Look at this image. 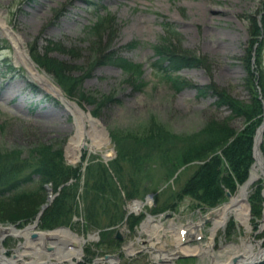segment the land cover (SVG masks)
I'll use <instances>...</instances> for the list:
<instances>
[{
  "label": "rangeland",
  "instance_id": "374dc122",
  "mask_svg": "<svg viewBox=\"0 0 264 264\" xmlns=\"http://www.w3.org/2000/svg\"><path fill=\"white\" fill-rule=\"evenodd\" d=\"M89 1L99 3L101 14L108 15L114 20L113 30L102 32V44L100 40L95 44L97 39L89 28L96 21L95 8ZM0 13L23 37L29 51L30 46H36L42 53L49 44L53 46L54 43H59L61 47L51 49L48 52L49 57L65 63L68 67L65 70L66 76L82 78L75 96L69 95L63 89L64 93L70 100L76 101L85 112H90L98 119L110 133L111 143L116 145L114 147L103 145L102 150L97 152L84 149L82 155V161L85 159L84 165L89 164L93 156H99L102 160V155L108 154L111 159L116 158L120 152L115 139L121 145V151L130 152L136 142L133 136L142 135L153 126L152 123L177 134L198 133L213 119L220 121L228 119L231 126L238 131L245 128L246 121L243 117L230 118L231 111L226 106H217L213 95L199 97L191 85L215 83L239 99L246 101L249 99L250 92L245 82L248 73L243 61L253 38L249 18L254 15L260 19L264 14V0H0ZM163 22L172 24L173 34L164 29ZM261 33L258 38L264 43V31ZM167 35H169L167 39L175 42L179 51L188 50L208 59L206 66L183 67L174 71L173 77L180 76L190 83L189 85L185 83L179 89L152 70L150 65L158 59L154 46L163 44ZM109 40L111 50H116L121 56L142 65L143 72L137 82L143 83L140 88H135L128 82V76L121 67L111 63H96L105 52V44ZM261 61L264 67V45ZM36 66L60 86L54 73H49L38 63ZM7 83H10L9 87L6 86ZM106 96L112 99L101 103L99 100ZM46 125H49L48 129H45ZM76 131L74 113L62 100L32 80L23 64L16 62L15 49L0 27V152L19 150L24 157L32 148L48 144L52 145L54 150L62 149L65 161L73 164L68 157L67 146ZM114 136L118 137L114 139L115 141ZM84 137L88 141L91 140L87 134ZM254 152L255 146L253 163L256 162ZM261 152L264 158L262 148ZM160 167L153 165L145 169L144 175L150 181L146 186L139 184L138 192L144 193L145 198L150 193L156 194L152 203L146 205L141 213L126 215L133 201L127 198L123 187V201L120 206L124 214L122 223L111 225L107 229H88L84 218L75 217L79 222H74L72 231L81 236L100 232L96 241L84 245L85 253L80 264H113L110 260L116 264L173 263L165 256L168 252H175L176 244L171 241L173 233L171 230L148 233L142 227V222L149 214L155 217L164 216V224L170 227L173 226L170 225L172 218L166 217L168 214L173 216L176 225L199 223L196 231L192 230L193 235L183 241H187L191 246H207L213 223L209 219L203 221L202 218L207 217V213L213 207L196 206L190 198L175 199V195L192 174L196 164L186 165L169 183L165 180L164 170ZM128 168L123 165L119 176L123 182H127L126 185L129 184L131 174L136 175ZM112 175L115 180H119L114 172ZM84 176L83 174L81 186L84 183ZM249 176L238 185L233 195L238 193ZM47 185L51 188L50 183ZM258 186H262L263 194L264 177L250 186L251 206V195ZM144 187L149 189L146 190ZM155 187L158 191H153ZM36 189L37 186L28 187L30 191ZM49 194L50 191L47 189L46 198ZM230 199L231 197L227 195L224 202L214 208L221 207ZM79 204V212L82 213L84 203L80 201ZM201 208L206 210L202 211ZM3 214L0 212V222H4L5 225L13 224ZM103 217L108 220L107 216ZM127 217H138L139 222L132 225ZM34 219L36 221L35 217ZM199 220H202L203 224L200 225ZM19 223L22 224L17 227L24 228L33 221ZM250 225V228H247L235 218H230L218 231L212 243L213 249L221 251V257L226 258L229 253L243 250L246 239L252 241L256 250L263 249L264 208L259 217H255L251 208ZM38 230L40 229L34 231ZM104 231L108 233L102 237L101 232ZM118 233L120 239L117 237ZM22 240L24 239L12 236L4 239L3 243L8 249L9 256L14 254ZM130 245L133 247L132 253L126 249ZM51 246L49 244L48 247ZM49 251L50 248H47L42 256L47 258ZM155 254L160 256L156 258ZM32 257L36 256L27 252L24 258L28 261ZM211 260L212 258L207 255L183 253L175 256L174 263L210 264ZM254 264H264V258H260Z\"/></svg>",
  "mask_w": 264,
  "mask_h": 264
},
{
  "label": "trees",
  "instance_id": "16d2710c",
  "mask_svg": "<svg viewBox=\"0 0 264 264\" xmlns=\"http://www.w3.org/2000/svg\"><path fill=\"white\" fill-rule=\"evenodd\" d=\"M89 4L95 8L94 13L96 14V21L89 28L97 39L95 44L98 40L102 44V32L113 30L114 20L108 15L101 14V8L98 7V5L100 6L99 3L89 1ZM249 19L253 38L247 54L243 58L248 73L245 82L250 92L249 99L247 101L239 99L215 83L195 86L200 96L213 95L216 97L218 106H226L231 111L230 118L243 117L246 120L244 130L238 131L232 127L228 119L222 121L213 119L202 127L198 133L191 134H177L163 126L158 127L156 123H152L153 126L144 131L142 135L133 136V140L136 142H134L135 145L130 152L126 151L124 153L121 151V145L115 139L118 137L114 136L119 145L120 153L111 161V170L100 161L92 162L86 167L85 174L81 167L76 168L68 165L64 159L63 150H54L52 145L40 144L32 148L26 157H23V153L19 150L1 151L0 212L4 213L3 216L13 223H16L20 218L25 220L24 222H28L38 212L37 207L35 210H28L31 208L27 203L33 197L38 198L39 195L43 197V194L28 190L26 185L19 187L17 184L20 180L18 174L26 168H33L32 172L39 175V186L51 183L55 189H58L62 183L72 179L75 180L61 190L55 202L43 213L40 226L46 229L72 223L74 213L79 212V202L77 201L79 192H82V201H84V211L79 213L83 215L88 229H107L111 225L122 222L124 214H122L120 206L123 196L122 192L115 187L117 183L112 172L119 178L123 165L129 167L128 169L136 174H131L128 185H126L127 182H123L119 178L120 183L124 184L123 187L129 199L132 198L135 191L140 190L139 184H145L146 186L150 181L144 175L146 174V168L160 165V168L164 170L165 180H169L181 167L199 162L192 174L180 187L175 199L191 198L196 206L200 205L204 208H212L224 202L227 191L234 192L238 185L242 184L249 176L254 161V136L264 116L262 101L257 97L258 94L264 97V67L261 61L264 43L258 38L262 35L261 32L264 31V14L262 15V25L259 24L257 18L250 17ZM171 25L168 22H163L164 29L173 34ZM168 36L164 37L163 44L154 46L158 59L151 62L150 65L157 74L176 84L177 78L169 72L183 67H199L208 64V59L205 56L197 55L191 51L188 52V50H185V52L179 51L175 42L167 39ZM110 42L109 40L105 44L106 50L96 63H111L121 67L128 76V82L133 84L135 88H140L143 83L139 84L137 82L143 72L142 65L121 56L116 50H111ZM255 45H257L256 62L253 63ZM59 47H61L59 43H54L53 46L49 44L45 51L41 53L36 46H30V51L36 63L49 73H54L56 79L59 78L58 82L66 93L75 96L74 94L78 92L82 78L66 76L65 70L68 67L65 63L49 57L48 54L51 49ZM104 98L107 100L112 99L109 96ZM119 140L121 141V138ZM262 150L264 152V141ZM82 173L85 175L83 186H81ZM5 196H10L8 202L2 200ZM250 200L255 217L261 216L264 203L262 186L255 188ZM13 209L15 211L12 212ZM24 211L27 212L23 213ZM103 216H107L108 220ZM129 220L132 225L139 222L138 217H130ZM106 233L108 231L101 232L102 237Z\"/></svg>",
  "mask_w": 264,
  "mask_h": 264
},
{
  "label": "bare ground",
  "instance_id": "6f19581e",
  "mask_svg": "<svg viewBox=\"0 0 264 264\" xmlns=\"http://www.w3.org/2000/svg\"><path fill=\"white\" fill-rule=\"evenodd\" d=\"M251 17L256 18L254 15H251ZM257 20L259 24L262 25V16L260 17V19L257 18ZM0 27L2 28L4 34L9 38L10 42L12 43L15 49L16 62L18 64L19 63L23 64L28 71L29 77L32 80H34L36 83L38 82V84L45 91L52 93L53 95L58 97L60 100H62L67 105V107L74 113L75 118H76V123H77V131L70 138V141L67 146L68 157L73 164H68L67 162L66 163L76 168L81 167V170H83V173L85 174L86 167L88 166V164L84 165L85 159L84 161H82L83 150L87 149L90 151L97 152L98 150H102L103 145L113 146V147L116 146L115 143L114 144L111 143L112 137L110 136V133L108 132L107 128L98 119L92 116L90 112H85L78 105L76 101L70 100L64 93L63 88L60 87L61 85L59 86L56 82H53L51 78L47 76L46 73H43L40 71V69H38V67L36 66V63L31 58V51H29V49L26 47L25 40L13 26H10L8 24V22L5 20V18L2 16L1 13H0ZM256 49H257V45H255L254 47V52H253L254 56L252 58L253 63L256 62V56H255ZM171 73L173 74L174 71L169 72V74ZM176 78H177V83L173 84V87H177V89L181 88V86H183L185 83L186 84L189 83L188 81L184 80L180 76H177ZM6 86L9 87L10 83H7ZM191 86H193V88L196 89L195 86H203V85L195 84ZM197 95L200 97V95L198 94V91H197ZM257 97L260 101H262V104L264 107V97L260 94H258ZM99 101L101 103H106L109 100H107L106 98H102ZM219 107H223V106H219ZM45 127H46L45 129H48L49 125H46ZM85 134H87L90 137L91 139L90 141L85 139L84 137ZM255 137H256V141H255ZM263 141H264V116H263L262 122L257 127L256 135L254 136L253 147L255 146L254 153L256 157L255 158L256 162L253 163L250 169V173H249L251 175L249 176L250 178L244 185L241 186L240 190L238 191L236 195H233L234 192H227V195L231 197V199L228 202H226L221 207L214 208L215 207L214 206L212 210L207 213V217L202 218L203 221L204 219L206 220L209 219L213 223V226L211 228L210 241L209 243H207V246H203L204 248L201 246H191V245H188L187 241H183L184 239L191 237L193 235L192 230L196 231V228L199 227V223H190L188 225L186 224L176 225L173 222L175 219L173 218L171 214L166 215V217L172 218L170 222L171 223L170 225L171 226L173 225L172 227H170L169 225L166 226L164 224V221H163L164 216L162 215L160 217H155L154 215L149 214L148 217L142 222V227L148 233H152L153 231H157V232H160V231L166 232L167 230L172 231L173 236H172L171 241L175 242L176 249L174 253L168 252L165 254V256H167V258H169L173 262L171 264H175L174 260L177 254H183V253H189V254L201 255V256L207 255L208 257L212 258L210 264H254V262L259 260L260 258H264V248L256 250L254 248L255 245L252 244V241L249 239H246V241L244 242V247L242 248L243 250L239 252H235V253H229L227 254L226 258H222L221 257L222 252L215 251L214 250L215 248L213 249L214 246L212 247L213 245L212 243L215 241V237L218 231L227 224L230 218L232 217L235 218L241 225H245L247 228H250L251 226L250 225L251 208L253 207L251 206L249 202V193H250V186L259 178L264 177V170H263L264 158L261 152ZM102 157L103 159L101 160L99 156L98 157L93 156L89 160L88 163L100 161L103 164H106L110 169L111 168L110 163L113 159H111L108 154L102 155ZM197 163L199 162H193V164H197ZM193 164H189V165H193ZM33 170H34L33 168H26L25 170L23 169V172L18 174L20 176L19 178L20 180L17 182V184L19 187L26 185L27 188L30 185H32L34 188L35 186H37V189L35 190V192L39 194H43V197L39 195L38 198L37 197L31 198L30 202L27 203L28 206L31 208L28 210H35V208L37 207L38 210H42V208H45L44 209V212H45V210H47L58 198L61 190L65 186L72 184L74 182V179L71 181L62 183L58 187V189H55L51 183H50L51 188H49L48 187L49 185L47 184L39 186L38 184L40 183L39 182L40 177L36 172H32ZM177 175L178 173L176 172L169 180H166L167 183L175 179ZM115 181L117 183L115 187L119 191L122 192V188L124 184H121L119 180H115ZM47 189L50 191V194L46 198L45 192L47 191ZM144 189H149V188L144 187ZM153 191H158V189L155 187L153 188ZM81 194L82 192H79L77 194L78 202L82 201ZM155 194L156 193L154 192L150 193L145 198L146 195L144 193H138L135 191L131 198L133 202L129 205V211H128V214L126 215L131 214L132 216V213L137 215L139 214L140 211L141 212L144 211L146 205H150L152 203L153 197ZM10 196H5L2 198V200L4 202H8L10 200ZM79 208H80V204H79ZM263 208H264V205H263ZM201 209L202 211L206 210L204 208H201ZM13 211H15V209H13L12 212ZM26 212L27 211H24L23 213H26ZM19 214H22V213H19ZM74 214L75 215L72 218V223L70 225H61V228L59 227L57 228L54 227V228H49V229L42 228L40 226L39 221L43 214L41 215L38 222H36L35 219L33 218L32 220L27 222L29 223L33 221V223L28 224L24 228L17 227L21 225L19 223L20 221L21 222L25 221L21 218L16 222L17 224L13 223L11 225H5L4 222H0V264H80V261H82V258L85 253L84 245H86L88 242L96 241L99 237V232H95L94 234H89L88 236H84V235L81 236L77 234L76 232L72 231L74 227L73 225L74 222L75 223L79 222V220L77 221L75 220L76 219L75 217L77 216V217L84 218L83 215L80 214L79 212L78 213L75 212ZM37 215L35 216V218L37 217ZM127 218L129 219V217ZM81 220L82 219H80V221ZM199 222H200V225L201 223L203 224L202 220H199ZM78 225L79 224H77V227ZM37 228L40 230L34 231ZM149 228H152V229L150 230ZM8 236L24 239L20 241L19 247L15 249L14 254L10 256L7 254L8 249L3 243L4 239ZM150 237H151L150 239L152 240V236ZM49 244H51L52 246L48 247ZM47 248H50L49 255L47 258H44L42 256L43 255L42 253H44L47 250ZM126 249L128 250V252H131V253L133 252V247L131 245L128 246V248ZM27 252L30 254H33L36 257H32L28 261L25 260L24 257ZM159 256L160 254H157V255L155 254L156 258H158ZM110 261L113 264H116L112 260Z\"/></svg>",
  "mask_w": 264,
  "mask_h": 264
},
{
  "label": "water",
  "instance_id": "95a60500",
  "mask_svg": "<svg viewBox=\"0 0 264 264\" xmlns=\"http://www.w3.org/2000/svg\"><path fill=\"white\" fill-rule=\"evenodd\" d=\"M255 141H256V137H255ZM264 170V167H263ZM45 208H42V210L38 213L37 217H36V222L40 219L41 215L43 214ZM119 236V235H118ZM120 237V236H119ZM106 257H109V255H106Z\"/></svg>",
  "mask_w": 264,
  "mask_h": 264
}]
</instances>
